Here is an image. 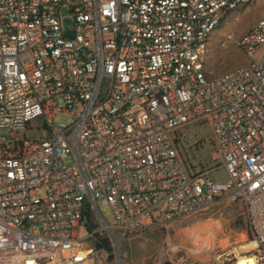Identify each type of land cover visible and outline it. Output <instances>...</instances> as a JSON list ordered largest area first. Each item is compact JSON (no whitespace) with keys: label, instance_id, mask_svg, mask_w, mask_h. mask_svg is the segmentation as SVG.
<instances>
[{"label":"built area","instance_id":"2783aa9c","mask_svg":"<svg viewBox=\"0 0 264 264\" xmlns=\"http://www.w3.org/2000/svg\"><path fill=\"white\" fill-rule=\"evenodd\" d=\"M251 1L0 0V264H124L119 237L215 203L239 205L255 248L243 257L264 264V13L237 41L246 64L219 75L203 64L223 15ZM205 132L226 183L187 162ZM102 233L112 259L83 246ZM188 255L166 244L157 264Z\"/></svg>","mask_w":264,"mask_h":264},{"label":"rangeland","instance_id":"374dc122","mask_svg":"<svg viewBox=\"0 0 264 264\" xmlns=\"http://www.w3.org/2000/svg\"><path fill=\"white\" fill-rule=\"evenodd\" d=\"M262 13H264V0H252L223 15L221 23L210 35L209 43L204 51L203 64L208 74H223L250 60L238 48L237 41ZM63 24L66 27L65 19ZM227 35H232V40L225 46H220L219 42ZM54 121L55 124L67 126L71 122V117L68 113H60ZM41 125L40 120H34L31 123L33 128L21 134L29 140L38 139L41 135ZM8 133L7 129L0 128V138L7 137ZM203 136V146H197L190 157L186 156L187 162L191 163L194 169L206 165L209 166L208 168L217 166L210 170L209 180L212 183H226L228 181L226 171L222 166H218V161L213 162L211 158L212 137L206 132ZM65 163L70 164V159H66ZM97 209L105 223L113 227L115 221L110 208L106 205H97ZM240 214L237 203H215L202 212L170 223L162 231L143 232L125 239H121L118 233L115 234L120 239V250L127 255L124 264H157V257L163 253L166 244L192 251L193 255H188L185 264H235L238 258L251 255L255 249L254 247L246 250L244 248L249 242ZM83 246L91 247V251L95 249L90 241L84 242Z\"/></svg>","mask_w":264,"mask_h":264},{"label":"trees","instance_id":"16d2710c","mask_svg":"<svg viewBox=\"0 0 264 264\" xmlns=\"http://www.w3.org/2000/svg\"><path fill=\"white\" fill-rule=\"evenodd\" d=\"M85 226L89 231L96 230L98 228L97 222L94 220L92 212L90 209L87 210L86 215H85ZM163 229H160L159 231H162ZM99 238V243L100 244H95L96 248H99L100 246L104 248L108 253H110L109 259H112V248L111 245L108 241V238L106 237L105 234L102 233V235L98 236Z\"/></svg>","mask_w":264,"mask_h":264},{"label":"bare ground","instance_id":"6f19581e","mask_svg":"<svg viewBox=\"0 0 264 264\" xmlns=\"http://www.w3.org/2000/svg\"><path fill=\"white\" fill-rule=\"evenodd\" d=\"M201 229H202V228H201ZM204 231H205V230H204ZM205 236H206V234H205ZM206 239H208V238H206ZM196 242H197V240H196ZM199 242H200V241H199ZM197 244H198V243H197ZM201 246H202V244H201ZM250 247H254L253 243L244 246L245 250H246V249H249ZM236 264H253V261H252V259L247 258V257H245V258H244V257H240V258L237 259V263H236Z\"/></svg>","mask_w":264,"mask_h":264},{"label":"water","instance_id":"95a60500","mask_svg":"<svg viewBox=\"0 0 264 264\" xmlns=\"http://www.w3.org/2000/svg\"><path fill=\"white\" fill-rule=\"evenodd\" d=\"M111 239L114 241V237L110 234ZM115 243V242H114ZM115 248L117 250V245L115 244Z\"/></svg>","mask_w":264,"mask_h":264}]
</instances>
